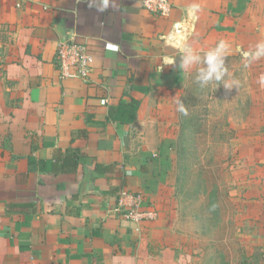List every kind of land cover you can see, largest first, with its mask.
<instances>
[{
  "label": "crops",
  "instance_id": "1",
  "mask_svg": "<svg viewBox=\"0 0 264 264\" xmlns=\"http://www.w3.org/2000/svg\"><path fill=\"white\" fill-rule=\"evenodd\" d=\"M169 1L159 16L143 0H109L102 12L90 0H0V264H186L170 171L154 159L169 140L171 100L196 70L182 72L179 57L221 40L230 58L254 49L264 0ZM70 37L94 56L88 80L60 76ZM251 66L262 126L264 57ZM254 139L264 162V134ZM71 148L76 167L54 169ZM123 179L156 218L137 224L116 211Z\"/></svg>",
  "mask_w": 264,
  "mask_h": 264
},
{
  "label": "rangeland",
  "instance_id": "2",
  "mask_svg": "<svg viewBox=\"0 0 264 264\" xmlns=\"http://www.w3.org/2000/svg\"><path fill=\"white\" fill-rule=\"evenodd\" d=\"M245 63L242 55L226 59L232 89L215 82L201 87L196 69L179 98L188 114L166 113L162 132L169 140L154 159L170 171L186 264H254L264 255V162L254 139L264 125H256L255 75Z\"/></svg>",
  "mask_w": 264,
  "mask_h": 264
},
{
  "label": "built area",
  "instance_id": "3",
  "mask_svg": "<svg viewBox=\"0 0 264 264\" xmlns=\"http://www.w3.org/2000/svg\"><path fill=\"white\" fill-rule=\"evenodd\" d=\"M143 6L159 16H167L171 12L169 0H143ZM60 76L62 78H80L88 80L92 72L94 56L87 43L74 37L64 39L58 48ZM103 103L106 101L103 100ZM116 211L124 217L140 224L156 218L157 211L145 207L141 193L122 189L118 193Z\"/></svg>",
  "mask_w": 264,
  "mask_h": 264
},
{
  "label": "clouds",
  "instance_id": "4",
  "mask_svg": "<svg viewBox=\"0 0 264 264\" xmlns=\"http://www.w3.org/2000/svg\"><path fill=\"white\" fill-rule=\"evenodd\" d=\"M96 6L98 11H105L109 7V0H100V4H95V0H90L89 7ZM200 10V6L197 3H193L188 12L190 16L195 18V14ZM171 38V37H170ZM231 52V45L221 40L214 48L204 52L203 55L196 52L190 46L183 48L179 57V68L184 73H190L193 68H196V82L201 86H208L215 82L223 85L226 89H232L234 86H230L225 80L228 75V69L226 67V59ZM243 59L246 61L245 67L255 60L264 57V41L256 43L254 49L245 51L242 53ZM175 61L170 63L174 64ZM264 79V78H262ZM235 87H238L236 85ZM176 110L183 115H187V108L182 99L176 100ZM215 207V206H213Z\"/></svg>",
  "mask_w": 264,
  "mask_h": 264
},
{
  "label": "trees",
  "instance_id": "5",
  "mask_svg": "<svg viewBox=\"0 0 264 264\" xmlns=\"http://www.w3.org/2000/svg\"><path fill=\"white\" fill-rule=\"evenodd\" d=\"M227 59H230V56H228ZM185 127L181 126V131H182V129L184 130ZM77 153H79V151L76 149H72V148L68 149L64 155L61 154L59 157H57L55 165H54V169H56V170L61 169V171L74 169V167H76V165L78 164V158H76ZM59 161H60V163H59ZM95 167H96L97 171H101V170L104 171L105 169L111 168L110 166H105V165H101V164H96ZM124 184H125V181L123 179L122 183H121V187L119 186L113 192H116L118 195V193L122 189H125ZM252 257L247 258V260L252 259ZM255 258H256V262H254V264H264V255L260 254L259 257L255 256ZM261 260H262V262L260 263ZM236 264H247V261L243 260L242 262H236Z\"/></svg>",
  "mask_w": 264,
  "mask_h": 264
}]
</instances>
